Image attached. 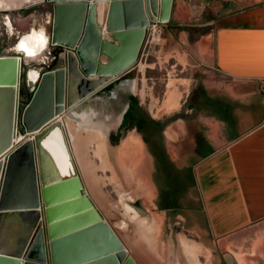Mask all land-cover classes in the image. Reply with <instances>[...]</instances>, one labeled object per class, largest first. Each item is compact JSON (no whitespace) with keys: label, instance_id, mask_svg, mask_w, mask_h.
<instances>
[{"label":"water","instance_id":"95a60500","mask_svg":"<svg viewBox=\"0 0 264 264\" xmlns=\"http://www.w3.org/2000/svg\"><path fill=\"white\" fill-rule=\"evenodd\" d=\"M99 2L108 4L107 27L117 44L100 37L97 22ZM41 3L52 5L49 44L62 49L63 63L41 72L30 98L21 102L22 59L18 54H0V58H20L12 125L16 141L0 154V264H136L112 225L88 197L78 174L80 185L77 193L91 201L98 217L60 233L50 232L46 212L49 204L44 193L46 187L41 176L39 152L32 137L51 121L64 117L70 119L68 111L80 99V83H83L81 89L86 94L105 80L121 76L134 67L149 22L156 19L168 22L172 0H161L159 6L158 0H23L20 7L0 10V13L23 11ZM134 35L138 40L133 45L131 39ZM127 47H135V53L129 62L121 65L120 53L115 48L122 53ZM100 54L106 61L99 62ZM103 64L108 70L101 69ZM53 79L54 110L48 117L27 124L24 120L26 109L33 108L38 93L43 88L47 89ZM70 79L76 81L75 99L72 101L68 95ZM92 79L97 82L92 83ZM84 85H87V90ZM7 132H11L10 126Z\"/></svg>","mask_w":264,"mask_h":264},{"label":"crops","instance_id":"0c3cea01","mask_svg":"<svg viewBox=\"0 0 264 264\" xmlns=\"http://www.w3.org/2000/svg\"><path fill=\"white\" fill-rule=\"evenodd\" d=\"M207 7L214 13L213 44L205 34L207 44L200 54L223 81L213 91L204 87L210 97L229 99L232 106L223 107L224 115L205 108L197 126L177 121L165 134L178 142L181 156L188 159L182 165L192 163L178 218L187 221L188 229L218 239L264 221V0H174L164 32H176L173 26L188 25ZM167 146L175 159L173 146ZM256 241L261 245L256 254L245 261L234 259L235 264H264V230Z\"/></svg>","mask_w":264,"mask_h":264},{"label":"rangeland","instance_id":"374dc122","mask_svg":"<svg viewBox=\"0 0 264 264\" xmlns=\"http://www.w3.org/2000/svg\"><path fill=\"white\" fill-rule=\"evenodd\" d=\"M22 1L3 0L2 9L9 10L12 7H18ZM158 1L160 3V0ZM173 2L174 0H172L171 13ZM103 3L107 15L105 13L106 24L103 28L100 26V37L117 44L118 42L107 27L108 4ZM213 14L207 7L201 12L199 18L188 20V25H178L176 28L173 26L176 32L171 33H165L163 29L170 19L164 23L159 22L157 19L149 22L146 37L133 72L138 78L136 88L138 100L141 102L142 107L149 109L155 118L172 114L176 110V108L170 110L164 109L167 83L171 80L178 79L176 83L177 90L182 94L180 103L187 98L191 88L195 85L203 84L204 86L207 84L211 91L222 87L220 83L223 79L216 73L210 72V68L207 66V58H203L202 54H200L203 53L207 44L205 34H210V46L213 44L212 32L215 26V24L211 23ZM7 18L9 37L4 42V47H1V54L20 55L23 69L38 64L37 68L40 72L51 64L53 60L52 55H50L51 49L57 47L50 46L49 43H46L42 49H39L32 55H22L17 49L20 40L27 34L38 33L46 38L49 36L53 18L51 3H41L23 11L12 10L9 12ZM97 22L100 25L98 19ZM200 23L202 24L200 25ZM189 24H193V26L190 27ZM195 24L198 25L195 26ZM151 25H153V28H149ZM183 30L185 31L184 35L181 33ZM1 32L3 33L2 39H4L6 35L3 28ZM149 34L152 40L145 46ZM199 36L204 37H202L200 42L194 43L195 39L199 38ZM162 44H168L170 47H159ZM98 60L99 62H104L106 58L103 54H100ZM58 63H63L62 52L58 56ZM29 71L34 74L38 73L34 70ZM180 80L186 84H182ZM22 87L23 84H21ZM24 92L27 93L25 84ZM63 122L67 128L71 153L74 158L75 154L78 155L84 151L85 159L97 166L100 162L94 154V150L96 149L95 144L98 141L102 143L107 169L102 171L95 169L92 174L95 179H92L90 174L92 180L91 187H89L88 179L83 177L82 181L87 195L94 205L97 206L98 212L112 225L123 245H126L127 252L129 253L130 251L129 254L136 264H154V262L149 260V258H145V256L141 259L131 250L133 221L128 216L131 217L133 213L137 214L139 218L143 217L145 219L144 224H146L147 228L143 225L147 230V234L151 237L152 241L156 240V243L153 242L154 246L158 245L160 256L163 257L161 259L157 258L158 264H179L177 260L179 236H184L205 248L207 255L198 256L199 264H235L234 259L240 262L243 258L245 261L246 257H250L251 253L256 254L257 250L260 249L261 245L256 240L257 235H260L261 231L264 230V221L258 223L248 231H239L233 236L213 239L211 235H204L200 231L188 229L181 218H179L180 223H178L175 213L159 210L154 201L156 190L152 181V160L146 153L145 147L142 146L139 153H136V150H134L132 152L133 155L127 157H123L119 152L121 141L131 132L127 133L119 143L111 144L105 140V136L101 131H99L101 132L99 134L98 130H92L88 127L78 129L74 121L65 117L63 118ZM129 157H132V160ZM77 166L80 167L78 164ZM95 186H98V191L101 193L103 200L99 199V194H95ZM150 228L151 232L149 231ZM155 229L156 231L153 233ZM123 230H126V232ZM247 234L249 235L247 236Z\"/></svg>","mask_w":264,"mask_h":264},{"label":"bare ground","instance_id":"6f19581e","mask_svg":"<svg viewBox=\"0 0 264 264\" xmlns=\"http://www.w3.org/2000/svg\"><path fill=\"white\" fill-rule=\"evenodd\" d=\"M2 1L3 0H0V6L2 5ZM101 3L103 4L102 6ZM159 5L160 3L158 1V6ZM105 11L106 10L104 3L99 2V4L97 5V19L100 23L99 26H102V28L106 24L105 21L107 13ZM146 15L148 16L147 13ZM132 17L134 18V14L132 15ZM101 19L103 22L101 21ZM137 40L138 38L134 35L133 39H131V43L134 45L137 43ZM46 42L47 38L38 33H32L30 35L27 34L20 40L17 49L20 53H22V55H32L39 49H42ZM32 44H38L40 47H33L31 46ZM115 49H117L115 51L120 53L119 56L121 59L119 60V63L121 65H124L125 62H129L133 56V53H135V47H127L126 52L122 53L120 52L119 48ZM19 59L20 58L18 56L15 58H0V69L3 68L5 72L9 74H11L12 71V67H10L11 65H9V63L12 61L15 62L14 64L16 69L14 67L13 68L14 85L16 89V77L18 75V65H20ZM3 63L5 64L4 67L2 66ZM101 69L103 71L108 70V68L105 67L104 64ZM1 73L5 74L3 72ZM48 75L49 74H47L46 76ZM33 76L35 77L36 75L34 74ZM54 79L51 85L49 84L50 82H48L49 85L47 89L43 88L41 92L38 93L35 98L36 100L34 101L33 108L30 106L26 109L24 120L27 124L29 123V121L35 122L40 120L42 117H48L49 114L52 113V110H54ZM177 80H171L167 83L164 109H175L181 101L182 94L177 90ZM180 81L182 84L185 83L182 80ZM96 82L97 81L95 79H92V83ZM75 84L76 81L74 79H70L68 88L70 101L75 99ZM15 95L16 91L13 88L11 79H7L6 81L2 79L0 82V154L5 152L16 141L14 131H12L13 115L15 113L16 105ZM9 126L11 127V132L5 133V131H9ZM68 137L69 136L67 128L63 122V118H58V120L56 121L49 122V124H47L44 128L36 131V133L32 137V140L35 141L37 150L39 152L41 176L46 187L44 193L45 198L49 204L47 206L46 212L50 220L49 230L51 233H60L63 230L69 229L70 227L84 225L98 217V213H96L95 211V206L90 203L91 201H89V199H86L85 196L79 195V193H77L78 186L80 185L78 175L82 183L83 177L85 179H88L89 187H91V177L92 179H95L92 175L95 169H99L101 171L107 169V163L105 161L106 158L102 150V143L100 141L96 143V149L94 150V154L98 158L100 163L95 166L92 162L85 159L86 156L84 155V151L80 152L78 155L75 154V158L77 160L74 158L71 153ZM140 149H142V141L133 133L128 134L121 141V144L119 146V152L123 157H127L129 155L132 156V152L134 150H136V153H139ZM77 164L80 165V167H78ZM94 189L95 194H99V199L103 200L101 193H99L98 191V186H95ZM59 198H63V200L61 201ZM128 218L133 221V237L131 236V250H133L134 253L141 259L145 256V258H149V260L154 262V264H158L159 262L157 261V258L161 259L163 257L160 256L158 245L154 246L156 240L152 241L151 237L147 234V230L144 228L146 226V224H144L145 219L143 217L139 218V216L135 213H133L131 217L128 216ZM123 231L126 232V230ZM149 231L151 232V228L149 229ZM155 231L156 229L153 231V233ZM199 255H207V251L205 250V248L201 247L194 241L185 238L184 236H179L177 249V260L179 264H199Z\"/></svg>","mask_w":264,"mask_h":264},{"label":"flooded vegetation","instance_id":"af4514ba","mask_svg":"<svg viewBox=\"0 0 264 264\" xmlns=\"http://www.w3.org/2000/svg\"><path fill=\"white\" fill-rule=\"evenodd\" d=\"M2 8L3 5L0 9ZM8 14L9 12L0 13V54L1 47H4V42L9 37L7 30ZM2 28L6 35L4 39H2ZM49 36L47 37L48 41L46 43H49ZM31 46L40 47L38 44H32ZM58 49H60V52L57 54V60L62 52L61 48ZM52 57L54 59L55 56L52 55ZM52 61L51 64L46 66V68L40 72L37 68L38 64L23 69L21 75V84H23L20 92L22 94L20 97L21 102H25L27 94L35 87L37 78L41 72L59 65L58 61L55 64H52ZM4 63L2 64L3 67L5 66ZM14 63V61L9 63V65H11L10 67H12L11 74L5 72L3 68L0 69V82L2 79L5 81L11 79V83L17 94V89L14 85ZM29 70H34L38 73H35L36 76L34 77V73H30ZM133 70L134 67L121 76L105 80L99 87L94 90H88L86 94L83 93V90L81 89L83 83H80L78 86V96L80 99L70 108L68 115L70 119L75 122L78 129L88 127L92 130H98V132L101 131L105 136V140L111 144L119 143L129 132L137 135L142 141V146L145 147L146 153L152 160V181L156 190V196L154 199L155 204L159 210L167 213H175L178 218V216L182 214V207L185 204L183 201L184 191L187 188L186 186L188 185V182H191L189 179H191L190 177L192 174V163L189 162V165H182V162L187 161L188 159L181 156L179 152L180 150L177 147L178 142L169 141L167 139L165 130L167 126L177 121H180L183 124L189 123L197 126L198 116L201 111L196 114L195 110L182 107L179 111H175L172 114L161 118H155L149 109L142 107L141 102L138 100V94L136 93L138 78ZM1 72L5 74H2ZM24 84L26 85L27 93L24 92ZM86 87L84 85V88L87 90ZM180 113H184L186 116L188 115L189 118L185 119L183 115H180L176 119L171 118L174 114ZM101 132H99V134ZM168 144L173 146L172 151L177 155L175 159L171 158L167 146ZM183 164H186V162ZM187 175H189V179H186L185 176ZM178 223H180L179 218ZM186 223L187 221L184 220V225Z\"/></svg>","mask_w":264,"mask_h":264},{"label":"trees","instance_id":"16d2710c","mask_svg":"<svg viewBox=\"0 0 264 264\" xmlns=\"http://www.w3.org/2000/svg\"><path fill=\"white\" fill-rule=\"evenodd\" d=\"M58 52H60V49L58 48L57 49L55 48L51 51V55L55 56L52 61V64H55L58 61L57 60ZM31 94L32 91H30L27 94L25 102L30 98ZM231 106L232 104L229 99L227 100V102H224L222 101V99L210 97L207 94V91L203 86V84H198L191 88L189 96L187 97V100L183 105V108L193 109L196 111V114L205 108H210L215 111H219L221 114L224 115L225 110L223 107L231 108ZM180 115L181 116L183 115L185 119L189 118V116L188 115L186 116L184 113L174 114V116H172L171 118L176 119Z\"/></svg>","mask_w":264,"mask_h":264},{"label":"built area","instance_id":"2783aa9c","mask_svg":"<svg viewBox=\"0 0 264 264\" xmlns=\"http://www.w3.org/2000/svg\"><path fill=\"white\" fill-rule=\"evenodd\" d=\"M149 28H153V25H151ZM149 37H150V34L148 35V38H147L146 43H145V46H147L148 45V42L149 41L151 42V40H152L151 37H150V39H149Z\"/></svg>","mask_w":264,"mask_h":264}]
</instances>
